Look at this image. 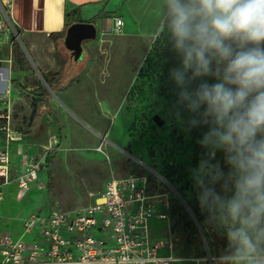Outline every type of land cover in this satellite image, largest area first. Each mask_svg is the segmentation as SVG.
Here are the masks:
<instances>
[{
	"label": "rangeland",
	"instance_id": "374dc122",
	"mask_svg": "<svg viewBox=\"0 0 264 264\" xmlns=\"http://www.w3.org/2000/svg\"><path fill=\"white\" fill-rule=\"evenodd\" d=\"M159 3L150 0L146 4L151 29L157 26ZM125 15L130 11L114 18L123 21ZM18 33L19 38H11L12 48H3L5 62L1 65L3 72L8 71L4 77L10 79L12 97L11 110L8 105L0 106V115L10 111L14 131L26 136L23 143L15 144L14 153L27 148L42 150L53 137L61 144L39 174L46 189L34 187L25 200L17 202L16 185L11 186V195L0 210L8 227H1L0 234L6 231L19 236L20 222L31 214L73 211L93 203L112 176H146L150 194L166 195L160 199V209L169 214L168 222H149L150 244L158 239L172 242L177 256L208 258V253L216 259L226 255L229 222L222 208L217 207L210 217L200 207L192 178V169L205 151L198 141L206 129L188 131L189 113L177 116V89L169 74L177 60L167 37L154 43L155 36L123 30L116 35L100 29L96 39L82 43V50L69 51L63 40L55 46L45 37L26 39ZM74 51L79 58L73 56ZM72 57L78 63L71 75L75 78L64 93L47 90L54 114L40 126L33 121L38 130L27 136L32 133L39 87L44 86L46 72L52 68L48 58L60 63L62 74L70 70L66 61ZM36 58L40 65L35 64ZM5 88L0 82V90ZM217 159L223 166V155L218 154ZM194 209L201 212V225Z\"/></svg>",
	"mask_w": 264,
	"mask_h": 264
},
{
	"label": "clouds",
	"instance_id": "9594fccd",
	"mask_svg": "<svg viewBox=\"0 0 264 264\" xmlns=\"http://www.w3.org/2000/svg\"><path fill=\"white\" fill-rule=\"evenodd\" d=\"M162 36L177 116L206 129L192 169L200 207L229 222L214 264H264V0H160L154 43Z\"/></svg>",
	"mask_w": 264,
	"mask_h": 264
},
{
	"label": "built area",
	"instance_id": "2783aa9c",
	"mask_svg": "<svg viewBox=\"0 0 264 264\" xmlns=\"http://www.w3.org/2000/svg\"><path fill=\"white\" fill-rule=\"evenodd\" d=\"M12 8V0H0V82L6 84L0 91V106L8 105L10 110V79L4 77L1 65L5 62L3 48H12V36L15 39L19 36ZM123 27V21L114 18L110 33L121 34ZM11 117L10 111L6 116L0 115V121L4 122H0V210L11 195L12 185H16L17 202L25 200L34 187L40 191L46 189L39 174L61 144L59 138L53 137L42 150L27 148L14 153L15 144L23 143L25 136L14 131ZM164 197L166 195L149 193L146 176H112L93 203L73 211L31 214L20 222L19 236L3 231L0 234V264L214 262L209 254L208 258L179 257L174 253L172 242L158 239L154 245L149 243V222L169 221V214L160 209L163 201L160 199ZM4 219L0 212V228L6 225Z\"/></svg>",
	"mask_w": 264,
	"mask_h": 264
},
{
	"label": "crops",
	"instance_id": "0c3cea01",
	"mask_svg": "<svg viewBox=\"0 0 264 264\" xmlns=\"http://www.w3.org/2000/svg\"><path fill=\"white\" fill-rule=\"evenodd\" d=\"M149 1L150 0H12V16L23 38L45 37L50 43H54L55 46L58 40L52 39L50 35L58 34L65 30V25L67 23L66 16L69 14L73 15L72 25L75 23H94L100 27L104 18L114 19V16L120 17L124 12L129 13L130 11V15H125L123 19V31L127 34L139 33L144 36L153 37L155 36L156 28L151 29L148 17L145 16L147 10L146 4ZM31 46L33 47L34 45ZM32 59L34 61V58ZM36 61L37 63L35 64H41L39 59L36 58ZM66 62L68 65H72V74L77 71L78 68H74L75 63L78 64L75 58H69ZM48 65L52 68L51 70H47L46 75L56 74L61 71V65L55 58H48ZM55 66H57V68L59 67V69L54 70ZM4 73L6 76L8 71ZM74 76L75 75L71 76L70 79L73 80L75 78ZM65 91H63V93ZM9 191H11V189ZM201 264H207V262H202Z\"/></svg>",
	"mask_w": 264,
	"mask_h": 264
},
{
	"label": "trees",
	"instance_id": "16d2710c",
	"mask_svg": "<svg viewBox=\"0 0 264 264\" xmlns=\"http://www.w3.org/2000/svg\"><path fill=\"white\" fill-rule=\"evenodd\" d=\"M70 18H71V20H70ZM72 21H73V15L69 14L68 16H66V22L67 23L65 25V30L61 33H58V34H51L50 37L52 39H55V40H59V39L64 40L68 28L73 23ZM62 43L65 46L63 41H62ZM66 50H67V48H66ZM71 68H72V65H71ZM71 68L67 73L48 74L44 77L45 82L50 87V89L52 90L53 93H56L58 90H60V92H63L70 85V83L72 81L70 79L71 75H72V72H71L72 69ZM53 114H54V112H53L52 107H51V95L49 94V92L47 91V89L44 86H40L39 87V96H38V101H37V108L33 113L32 122H31L32 133H29V134L27 133L26 135L27 136L33 135L38 130V127L33 125V121L35 123H38L37 126H40L42 121L48 115H53ZM35 119H36V121H35ZM24 136H25V134H24ZM52 156H53V154H52ZM52 156H50V158L48 159V164L51 162ZM193 213H194V216L197 219L198 223L201 225V222H202L201 221L202 220L201 212L199 210L194 209ZM207 255H208V253H207ZM200 258H204V257H200Z\"/></svg>",
	"mask_w": 264,
	"mask_h": 264
},
{
	"label": "water",
	"instance_id": "95a60500",
	"mask_svg": "<svg viewBox=\"0 0 264 264\" xmlns=\"http://www.w3.org/2000/svg\"><path fill=\"white\" fill-rule=\"evenodd\" d=\"M112 24L113 18H104L99 28L98 25L94 23H75L71 25L66 32V37L64 40L65 47L69 51L74 49L75 51H77L78 49L82 50L83 42L96 39L98 37L100 29L109 32L111 30ZM75 51L73 52V56L79 58L77 57L78 52ZM44 87L51 94H54L45 81ZM155 121L157 122V124L162 125V121L158 117H155Z\"/></svg>",
	"mask_w": 264,
	"mask_h": 264
}]
</instances>
